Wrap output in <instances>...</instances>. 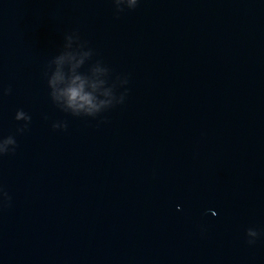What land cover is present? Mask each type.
<instances>
[{
	"label": "water",
	"instance_id": "95a60500",
	"mask_svg": "<svg viewBox=\"0 0 264 264\" xmlns=\"http://www.w3.org/2000/svg\"><path fill=\"white\" fill-rule=\"evenodd\" d=\"M9 135L0 264H264V0H0Z\"/></svg>",
	"mask_w": 264,
	"mask_h": 264
},
{
	"label": "clouds",
	"instance_id": "9594fccd",
	"mask_svg": "<svg viewBox=\"0 0 264 264\" xmlns=\"http://www.w3.org/2000/svg\"><path fill=\"white\" fill-rule=\"evenodd\" d=\"M62 80V77L57 73L51 80L48 81V84L55 89L57 81ZM61 96L66 97L68 107L73 109V115H76L77 109H85L90 112L92 109L96 107L92 103V97L89 93L83 90V81L80 77H73L70 81H68L65 86L61 89L57 90ZM52 100H56L59 97L56 95V92L50 94ZM23 118L24 121H28L30 117L22 110H17L15 113V119L21 120ZM26 126V125H25ZM53 128L63 127L62 124H53ZM22 129H17V131H21ZM7 145H15V140L11 135L7 137H3L2 142H0V154L10 151ZM247 235L249 237H255L257 235L256 231L249 228L247 229ZM249 243H252L249 240Z\"/></svg>",
	"mask_w": 264,
	"mask_h": 264
}]
</instances>
